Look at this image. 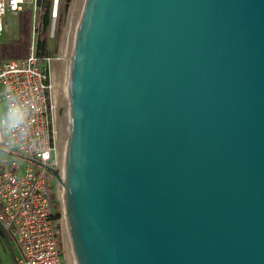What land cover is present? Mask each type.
<instances>
[{
  "label": "water",
  "instance_id": "water-1",
  "mask_svg": "<svg viewBox=\"0 0 264 264\" xmlns=\"http://www.w3.org/2000/svg\"><path fill=\"white\" fill-rule=\"evenodd\" d=\"M69 41L74 264H264V0H77Z\"/></svg>",
  "mask_w": 264,
  "mask_h": 264
},
{
  "label": "built area",
  "instance_id": "built-area-1",
  "mask_svg": "<svg viewBox=\"0 0 264 264\" xmlns=\"http://www.w3.org/2000/svg\"><path fill=\"white\" fill-rule=\"evenodd\" d=\"M63 0H52L47 40L58 33ZM44 0H0V37L7 18L25 7L31 11V35L27 54L19 59H0V100L15 95L30 109L26 134L2 138L3 148L14 155L0 164V224L12 232L19 250L17 264H66L59 243L61 216L54 211L52 182L59 156V113L54 99L52 63L58 57L41 53Z\"/></svg>",
  "mask_w": 264,
  "mask_h": 264
},
{
  "label": "rangeland",
  "instance_id": "rangeland-1",
  "mask_svg": "<svg viewBox=\"0 0 264 264\" xmlns=\"http://www.w3.org/2000/svg\"><path fill=\"white\" fill-rule=\"evenodd\" d=\"M76 2L77 0L71 1L68 11H67L68 13L65 15L64 14V4L66 3V0H63L62 8H61L62 16L57 23V27H58L57 28L58 29L57 38L56 40H54L55 42L52 44V47H53L52 55L58 58L60 55L62 57L61 59L54 60L52 63V70H54L53 72H55V75L57 74L56 80H57L58 86H56L55 89H58V93L59 95H61L62 98H64V86L66 85L65 83H66L67 74H68V70H67L68 57L67 56H68L69 44H70V41L68 39L70 36L69 31H71V21H72L71 18L73 17V7L75 6ZM6 28L7 29L4 32L3 36L0 37V43L9 42L11 40H15L18 38V35H19L18 18L12 17V16L8 17ZM59 52H60V55H58ZM52 79H53V76H52ZM59 106L57 109L58 113L60 111V108L65 106V102L64 104L61 103ZM59 120H60L59 121V125H60L63 122L61 114H59ZM60 137H61V133L59 136V148H60ZM60 162L58 166L59 171H61L62 169V168L60 169ZM61 178L63 177L61 176ZM51 199L53 200L54 211L55 212L59 211L61 214V218H62L61 220L62 231L59 236V243L62 249L63 256L65 257V263L74 264L73 257H72V248H71V242H70V236H69V229L67 228V215L64 213L65 199L63 198V190L57 178L53 180L52 182Z\"/></svg>",
  "mask_w": 264,
  "mask_h": 264
},
{
  "label": "trees",
  "instance_id": "trees-1",
  "mask_svg": "<svg viewBox=\"0 0 264 264\" xmlns=\"http://www.w3.org/2000/svg\"><path fill=\"white\" fill-rule=\"evenodd\" d=\"M52 6V0H44L43 5V31L41 35V53L47 55L49 52V46L51 43L47 40L49 22H50V10ZM19 35L15 40L9 42L0 43V59H19L27 54L29 48V39L31 35V11L29 6L19 13L18 17ZM57 216H61L60 212H56Z\"/></svg>",
  "mask_w": 264,
  "mask_h": 264
},
{
  "label": "clouds",
  "instance_id": "clouds-1",
  "mask_svg": "<svg viewBox=\"0 0 264 264\" xmlns=\"http://www.w3.org/2000/svg\"><path fill=\"white\" fill-rule=\"evenodd\" d=\"M0 108V139L16 133L26 134L30 125V109L15 95L7 94Z\"/></svg>",
  "mask_w": 264,
  "mask_h": 264
},
{
  "label": "crops",
  "instance_id": "crops-1",
  "mask_svg": "<svg viewBox=\"0 0 264 264\" xmlns=\"http://www.w3.org/2000/svg\"><path fill=\"white\" fill-rule=\"evenodd\" d=\"M3 102L0 100V108H3ZM14 159L12 153L4 150L2 139H0V164ZM18 257L19 250L12 232L5 230L0 224V264H17Z\"/></svg>",
  "mask_w": 264,
  "mask_h": 264
},
{
  "label": "bare ground",
  "instance_id": "bare-ground-1",
  "mask_svg": "<svg viewBox=\"0 0 264 264\" xmlns=\"http://www.w3.org/2000/svg\"><path fill=\"white\" fill-rule=\"evenodd\" d=\"M72 19V18H71ZM70 32V31H69ZM68 32V33H69ZM69 35V34H68ZM69 39V38H68ZM67 39V40H68ZM66 48V47H65ZM66 51H67V49H66ZM63 55V54H62ZM68 57V59H69V55L67 56ZM68 63V62H67ZM67 67H68V65H67ZM54 71V70H53ZM56 71V70H55ZM54 74H53V85H54V89H53V91H54V99H55V102H56V105L57 106H59L61 103L62 104H64V102H65V107L66 108H68V109H70V98H69V86H68V84H67V80H66V85L64 86V98H62L61 97V95H59V93H58V89H55V87L56 86H58V84H57V78H56V76H57V74L55 75V72H53ZM66 78V77H65ZM62 88V87H61ZM63 106V105H62ZM60 107V106H59ZM60 114V113H59ZM60 121V120H59ZM60 131H61V129H60ZM59 156H60V160H61V162H60V169H61V176L64 178V171H63V166H62V156H61V146H60V148H59ZM71 252V251H70Z\"/></svg>",
  "mask_w": 264,
  "mask_h": 264
}]
</instances>
